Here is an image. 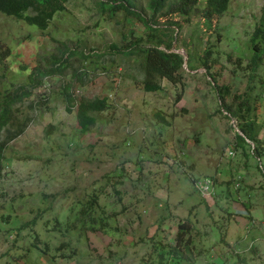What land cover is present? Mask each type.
<instances>
[{
	"label": "rangeland",
	"instance_id": "1",
	"mask_svg": "<svg viewBox=\"0 0 264 264\" xmlns=\"http://www.w3.org/2000/svg\"><path fill=\"white\" fill-rule=\"evenodd\" d=\"M134 1L147 17V0ZM261 3L228 0L216 15L203 0H183L160 13L157 25H168L174 37L169 50L185 58L189 51L197 67L183 62L180 81L162 77L156 90L142 86V55L125 52L134 35L142 36L139 46L150 44L141 21L122 12L107 17L96 0H67L44 29L0 12V43L9 47L0 53V89L23 83L21 64L41 65L38 54L63 44L75 51L61 74L44 77L14 105L30 119L2 151L0 264H154L156 246L172 242L177 218L188 219L193 237L178 264H264L262 156L251 153L248 139L238 144L237 120L222 109L200 64L205 58L216 83L227 84L225 102L232 92L249 94L264 153V69L248 87L246 66ZM65 83L75 98L106 97L85 131L75 103L65 109ZM203 176L210 181L200 192L195 182ZM91 192L93 214L104 215L108 231L97 221L93 229L65 225Z\"/></svg>",
	"mask_w": 264,
	"mask_h": 264
},
{
	"label": "trees",
	"instance_id": "2",
	"mask_svg": "<svg viewBox=\"0 0 264 264\" xmlns=\"http://www.w3.org/2000/svg\"><path fill=\"white\" fill-rule=\"evenodd\" d=\"M67 0H0V12L12 16L16 19L32 23L40 29H44L55 11L63 10L65 8V2ZM183 0H147V9L149 15L145 17L142 14V9L136 6L134 0H96V5L100 13H105L107 17H113L115 13L122 12L124 17H133L141 21L146 28L145 41L150 43L149 45L139 46V42L142 40L141 35H134V38L128 39L129 48L125 50L126 53L137 52L142 55L141 68H142V86L145 90H156L160 87V79L166 78L172 83H176L181 79L182 63L185 62L189 69H194L197 66H193L190 63L189 51L187 57L183 60L182 55L177 51L169 50L171 40L174 38L167 34L169 29L168 25H157L156 17L165 12L170 6H179V3ZM206 8L213 14H220L227 7L228 0H203ZM168 24H174L175 21L167 20ZM172 30V29H171ZM248 40L250 42V53L246 66L248 67V87L254 84V80L260 70L264 69V0L260 5V12L257 20L255 21L252 30L249 33ZM163 44L165 49L159 48L158 45ZM57 52H48L46 54H38L37 61L41 62V65L36 63L31 68H27L26 65L21 67L24 70V82L18 86L7 89H0V171L2 168L1 159L2 151L6 143L21 133L30 119L29 115H23L19 117L15 110L16 103L20 102L23 98L32 94V89L39 86L42 80L46 76L58 75L63 72L65 67L66 57L75 51L63 44L62 49L56 47ZM206 52V51H205ZM0 53L5 56L9 53L8 45L0 43ZM79 55L82 57L87 56L83 54L82 50L79 51ZM205 55V53H204ZM200 64L204 66V70L207 72L211 80V85L221 101L220 105L223 110L227 112V116L234 117L237 120L238 130L242 133L235 132L238 144L246 143L245 139L252 142L251 153L261 155L262 159L257 158V166L261 167V163H264V153L261 149L260 142L257 138V126L254 125L256 116L255 105L251 101L249 94L246 90L241 92H232L231 98L228 102L224 101V97L229 93L227 84L218 85L215 80V72H210L209 67L205 61V58L200 61ZM77 73L73 69L72 74ZM257 75V76H256ZM77 77V76H76ZM63 95L65 96L66 105L65 109L71 111L73 103H75L74 116L77 127L81 131L87 130L93 125L95 116L94 112L100 111L107 106V100L105 96H93L78 98L73 95L69 88V83H65L63 87ZM252 98L256 100L255 94ZM156 116L160 117V120H164L162 115L158 112ZM262 151V152H261ZM263 173V172H262ZM96 194L91 192L84 202H80V212L77 218H67L65 225L74 228L83 227L87 225L89 229H93L96 226L94 222L97 221V225L101 226L104 230L108 229L104 226L107 222L102 217H95L93 214L94 206H96ZM114 213V212H113ZM105 213V217H107ZM56 223L59 220L55 219ZM30 222H34V218L30 219ZM61 223H58V228H61ZM151 233L149 237H153ZM64 241L60 242L62 244ZM193 237L190 234V226L187 218H177L175 229L172 236V242L167 241V244L159 243L156 246V253L154 258V264H178L179 253L189 252L192 249ZM59 246V245H58ZM64 256V253H60Z\"/></svg>",
	"mask_w": 264,
	"mask_h": 264
},
{
	"label": "built area",
	"instance_id": "3",
	"mask_svg": "<svg viewBox=\"0 0 264 264\" xmlns=\"http://www.w3.org/2000/svg\"><path fill=\"white\" fill-rule=\"evenodd\" d=\"M209 177L203 176L201 179L195 182V186L198 188L200 192H205L208 189Z\"/></svg>",
	"mask_w": 264,
	"mask_h": 264
},
{
	"label": "water",
	"instance_id": "4",
	"mask_svg": "<svg viewBox=\"0 0 264 264\" xmlns=\"http://www.w3.org/2000/svg\"><path fill=\"white\" fill-rule=\"evenodd\" d=\"M180 54H181V53H180ZM181 55H182V54H181ZM183 60H185V56L183 57ZM237 132H238V133H240V134H242V133H241V132H239L238 130H237Z\"/></svg>",
	"mask_w": 264,
	"mask_h": 264
}]
</instances>
